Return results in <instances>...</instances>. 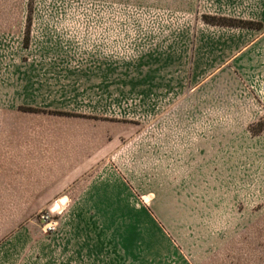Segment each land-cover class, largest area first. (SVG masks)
Instances as JSON below:
<instances>
[{"label":"rangeland","instance_id":"obj_1","mask_svg":"<svg viewBox=\"0 0 264 264\" xmlns=\"http://www.w3.org/2000/svg\"><path fill=\"white\" fill-rule=\"evenodd\" d=\"M195 10L0 0V264H264V39L195 75Z\"/></svg>","mask_w":264,"mask_h":264},{"label":"crops","instance_id":"obj_2","mask_svg":"<svg viewBox=\"0 0 264 264\" xmlns=\"http://www.w3.org/2000/svg\"><path fill=\"white\" fill-rule=\"evenodd\" d=\"M197 25L195 32L194 59L192 71H215L232 62L244 71H252L249 65L245 69V59L253 45L263 41L264 37L252 40V45L241 50V45L250 43L248 37L255 32L252 28L216 26L201 21L202 15L232 17L236 19L258 20L264 25V0H195ZM249 32V34H248ZM253 38V36H252ZM164 58V57H163ZM162 53H149L144 60L146 71H156L165 67ZM164 60V62H162ZM168 62V61H167ZM147 67L150 70H147ZM97 239V237H96ZM95 246H91L93 249ZM85 249L88 251L87 245ZM98 250V248H95ZM91 251V249H90Z\"/></svg>","mask_w":264,"mask_h":264},{"label":"trees","instance_id":"obj_3","mask_svg":"<svg viewBox=\"0 0 264 264\" xmlns=\"http://www.w3.org/2000/svg\"><path fill=\"white\" fill-rule=\"evenodd\" d=\"M205 20L211 22L212 19H214V17L212 16H208V15H204L203 16ZM219 20H222L219 24H225V25H248L249 23L247 22H243V21H235V20H232V19H226V18H221ZM241 25V26H242Z\"/></svg>","mask_w":264,"mask_h":264},{"label":"bare ground","instance_id":"obj_4","mask_svg":"<svg viewBox=\"0 0 264 264\" xmlns=\"http://www.w3.org/2000/svg\"><path fill=\"white\" fill-rule=\"evenodd\" d=\"M58 207V204H54L53 208L56 209Z\"/></svg>","mask_w":264,"mask_h":264}]
</instances>
